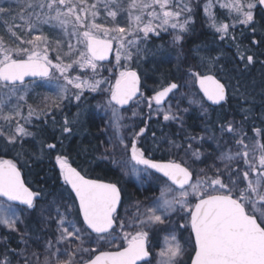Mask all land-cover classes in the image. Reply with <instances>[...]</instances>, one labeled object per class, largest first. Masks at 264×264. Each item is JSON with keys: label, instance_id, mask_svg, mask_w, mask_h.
Returning a JSON list of instances; mask_svg holds the SVG:
<instances>
[{"label": "snow or ice", "instance_id": "obj_1", "mask_svg": "<svg viewBox=\"0 0 264 264\" xmlns=\"http://www.w3.org/2000/svg\"><path fill=\"white\" fill-rule=\"evenodd\" d=\"M14 2L21 23L7 28L8 40L0 35V147L22 148L25 140H35L36 129L43 133L51 128V141H41V156L45 148L50 158L54 155L62 183L61 190L51 194L47 210L41 209L42 223H55L54 236L35 238L38 244L43 243L41 260L35 250L29 253L28 233L21 232L18 224L44 194L26 186L12 159H0V225L18 233V243L24 245L19 250L7 243L0 245V264H182L186 249L176 236L181 229L188 232L194 252L191 264H264V123L256 126L253 122L249 135L246 125L254 98L247 85L239 78L235 84L223 82L217 72L228 73L220 57L200 55L196 49L193 55L199 58L198 65L184 63V68L188 80L198 84L203 96L189 94L188 104L198 107L206 121L210 120V107L215 106L211 110L218 114L217 119L206 124L204 135L186 134L183 142L167 140V151H183L180 162L154 160L137 146L152 114L183 129V116L178 113L189 109L178 107L176 98L183 94L176 82L144 97L140 76L132 67L148 41L161 33L171 35L176 59L187 61L183 42L192 31L196 10L202 8L208 27L220 40L234 44L236 70L248 71L257 63L256 50L264 49V22L257 19L264 13V0ZM217 7L225 12L218 15L214 11ZM12 10L11 3L7 7L0 4V19L11 15ZM238 26H242L241 37L245 30L250 33L248 44L237 38ZM52 51L56 52L55 62L50 58ZM110 56H114V64ZM106 61L107 71L116 73L110 79L101 76ZM259 62L264 66V60ZM41 87L53 91L42 98V106L29 104V94ZM85 92L107 94L105 102L98 105L111 130L101 158L141 184L146 178L159 186V194L142 207L138 202L136 213L128 221L118 212L122 203L118 185L86 178L63 154L64 139L73 133L79 113L74 120L65 115L62 121L56 113H63L65 101L79 105ZM233 99L241 102L243 118L239 123L219 115ZM142 100L147 101L148 118L128 140L123 132L128 127L124 113L129 109L125 106L131 103L139 107ZM136 107L131 109L133 116L138 115ZM209 140L216 144L218 155L206 167L193 168L194 162H203L202 149ZM229 141L234 147H222ZM150 230L167 233L155 255L149 247ZM121 240L126 246L119 243Z\"/></svg>", "mask_w": 264, "mask_h": 264}, {"label": "trees", "instance_id": "obj_2", "mask_svg": "<svg viewBox=\"0 0 264 264\" xmlns=\"http://www.w3.org/2000/svg\"><path fill=\"white\" fill-rule=\"evenodd\" d=\"M195 24L192 27V31L186 34V39L183 42V50L185 53L188 54V59L185 62L178 61L176 59L177 49L172 45V37L169 33H162L160 37H153L150 41H148L147 45H145L144 51L142 52L139 60V65H132V67H136L141 75L144 78V97H151L153 93L160 87L165 86L169 82H179L180 83V91L179 93L183 94L182 96H177L176 100H179L178 107L180 109L188 108L187 112H180L178 114L183 116L184 126L186 127V132L192 135H204V128L209 121L205 119V117L201 114L200 109L196 106H189L188 104V97L189 94L192 96H196L198 98H202L201 94H199L197 87L193 82H189L188 85H185V79H187L184 63L191 64L193 66L198 65V57L193 55L196 49L202 47L206 49V53L204 55H211L213 57L219 56L224 67L225 72L228 75H224L223 72H217V75L224 80V82H228L229 80L231 83H235V78H239L241 83L247 85L248 89L251 92L252 97L254 98L251 102L252 108V116L251 119L247 122L246 126L252 125L253 122L258 124L259 121L264 122V66L261 65L259 61L264 60V49L256 50V58L257 63L250 67V69L246 72H238L236 70V64L238 63V58L236 57V49L232 41L225 40L222 41L219 39V34L215 33L210 28H207L206 22L202 17V8L196 10L194 15ZM258 22H264V13H259L257 16ZM124 22V21H122ZM108 23L110 24L111 21L109 20ZM240 28L238 26L236 29V36L238 39L242 40L244 44H248L249 41L247 36L250 33L245 30V36H240ZM202 53V52H201ZM54 60V59H53ZM107 65L104 70H102V76L108 74V78H111V75L107 71ZM240 67L242 68L243 65L241 64ZM201 71H204L201 68ZM114 82V81H113ZM187 86V87H185ZM37 89V88H36ZM34 89V94L38 93L39 90ZM38 102L34 99L33 94L31 95V99L36 106L39 101H41L40 97H36ZM176 100H173V108L176 110L177 103ZM30 101V100H29ZM146 102V100H142L141 103ZM234 103V104H233ZM248 107L247 104L244 105ZM154 107V106H153ZM240 101L238 100H231L229 106L220 113V117L224 120H235L237 123L242 120L243 115L240 111ZM149 112L145 113L141 118H138L137 121L143 122L145 119L148 118ZM154 113L152 114L153 118ZM217 113L212 111L210 108L209 117L210 122L214 117H217ZM156 121V120H155ZM152 123V122H150ZM157 123V122H156ZM98 124V123H97ZM96 122H89L88 123V133L85 136H76L69 144V154H63L70 159L75 165L79 166L80 168L87 169L93 175L97 176L98 178H103L106 180L116 181L119 185H121L124 191V205L123 210L127 208L128 205H133L134 203H141L143 205H147L151 202V200L157 196L159 193L158 191H154L151 188L147 189H139V186H134L131 190H129L123 183L122 179L123 175L115 177L109 173V164L110 160L105 159L101 163L99 162V158H101L102 154H105L104 151L101 149V145L105 144V137H107V133H103L99 130L98 125ZM154 124V123H153ZM176 125L174 129L169 128L166 130L168 132L169 137H174V130L176 134L179 135L180 126L178 124L173 123L171 127ZM45 132L38 134L41 136V141H48L50 142L52 139V132ZM101 144V145H100ZM232 145V142L229 141L227 145H223L225 149ZM41 148L35 147L32 143L28 144L26 140L24 141L23 147L21 148L17 145L13 150L10 152L7 150L5 151L2 147H0V159H12L23 171L24 176L28 183L34 188L35 191L41 192L42 195L40 199V205L34 209L30 214H24L22 217V223L18 224V228L21 232L28 233L29 244L31 247L29 248V253L35 250L37 253L40 254V259H43V252L44 247L43 243H37L35 238L41 237V240L44 238H48L50 236L55 235V223L50 222L47 225L42 223V213L41 209L47 210L49 202L52 199V193H58L61 190V180L59 179V169L55 166V158L54 155L50 158L47 155L48 150L44 149V155L41 156ZM17 151L18 155H14ZM175 154L174 157H178L180 161V157L184 154H181V151L174 150ZM177 151V152H176ZM202 151L205 153L202 156L201 160L203 162L197 161L193 164L195 167L193 168H201L206 167L207 165L211 164L215 159V156L218 155V150L216 149L215 143L207 142L204 144ZM168 154V153H167ZM163 156L164 158H168ZM106 162V163H105ZM219 163V161H216ZM93 163H97L98 166L88 168ZM192 165V166H193ZM111 166V165H110ZM104 168V169H102ZM131 212L135 211V208H130ZM134 213H131V217ZM175 221V218H173ZM171 228L172 226H168ZM119 232V228H117ZM150 237L152 240V249L153 255L158 252L164 244V237L167 235L166 232H160L157 234L150 230ZM177 234L179 236H177ZM177 239L180 243H188V232L181 229L176 232ZM7 238L5 241L4 238ZM19 234L16 232L9 231L5 226L0 225V245L7 243L9 247L20 249L23 248L24 245L18 243ZM120 244L124 245V242L121 240L119 241ZM85 246H88L87 244ZM191 245H188V250L191 251ZM3 248L0 247V251ZM111 250H115L114 248ZM193 252V251H192ZM183 264H186L183 263Z\"/></svg>", "mask_w": 264, "mask_h": 264}, {"label": "flooded vegetation", "instance_id": "obj_3", "mask_svg": "<svg viewBox=\"0 0 264 264\" xmlns=\"http://www.w3.org/2000/svg\"><path fill=\"white\" fill-rule=\"evenodd\" d=\"M12 4V8H13V10H12V13H11V15H8V16H5L3 19H0V35H2V36H4V38L5 39H9L8 37H9V33H8V31H7V28H8V26H9V24H10V22H11V20H12V26H14V24L16 23V22H18V21H20L19 20V17H18V15H17V13H18V11H19V9L17 8V6H16V3L14 2V0H0V4H2L3 6H5V7H7L9 4ZM19 23H21V21L19 22ZM102 74V73H101ZM81 75H83V73H81ZM115 75V74H114ZM102 76V75H101ZM102 77H104V78H108V74H105L104 76H102ZM88 96V98H90V99H88V102L87 103H83V104H87V105H97V104H99L100 102H104V98L105 97H107V95L106 94H104L103 96L101 95V93H98V95L97 96H93V95H90V94H88L87 95ZM93 96V97H92ZM29 98H30V104H32L33 106H34V103L33 102H31V101H33L32 99H31V94H30V96H29ZM172 103H173V101H172ZM174 104V103H173ZM143 106L142 107H136L137 109H139V111H137L138 112V114L140 115V116H143L145 113H147V112H149V109L147 108V102H144L143 104H142ZM247 106H248V104H247ZM127 109H129L128 111H126L125 113H124V115H125V123L128 125V127H126L125 129H123V132L126 134V137H127V139L128 140H130L131 139V133H132V131L133 130H137L138 131V129H139V127H142L143 126V122H139V121H137V119H138V115H136V116H133L132 115V111H131V109H132V105L130 106V107H128ZM86 120H87V122L89 123V122H96V124L97 123H99V124H97L98 125V128H99V130H101V128L102 127H104V123H105V125H106V127L104 128V130L109 134V136H111V130L109 129V127H108V124H107V117H106V115H105V113H103V114H99V112H95V111H92V112H89L87 115H86ZM145 120H147V119H145ZM156 120V121H155ZM150 122H152V123H150ZM157 122V123H156ZM154 123V124H153ZM262 123H264V122H261V120L259 121V123L258 124H256V126H261V124ZM173 123H165L163 120H162V116H160L159 118L156 116V114L154 113V115H153V118L151 119V120H148V125H149V127H148V130H147V132L145 133V136H143V137H141L140 138V141L138 142V144H137V146L139 147V148H141L142 150H145V154H146V157H150V158H152V159H154V160H161V159H176V158H178V157H174V155H176L175 154V151L174 150H172L171 152H169V151H167V149L169 148V145L168 146H166V144H168L167 143V140L168 139H175L177 142H178V138L179 137H181L182 139H184V137H185V135L186 134H189V133H187L186 131H183L182 132V130H180V132L181 133H179V135L178 134H176V132H175V130L173 131L174 132V134H175V136L174 137H169V135H168V132L166 131L168 128H169V130L170 129H174L175 128V126H173V127H171V125H172ZM161 125V126H160ZM159 126H160V128L161 129H164L166 132H165V136H164V138H163V145H165L166 147H164V146H158V148H157V151L155 152L153 149H152V147H150V146H148V145H150V143L148 142V141H146L145 142V138H146V136H150V135H152V132H155V134L156 133H160V131H158V129H159ZM251 127H252V125H249V126H247V128L249 129V135H252V133H251V131H250V129H251ZM186 129V128H185ZM36 131H37V135L39 136V134H38V132H40L38 129H36ZM47 131L48 132H52V130H51V128H47ZM46 131V132H47ZM102 131V130H101ZM45 132V131H44ZM103 133H105V132H103ZM192 135V134H191ZM107 137H108V135H107ZM180 138V141L179 142H182V139ZM149 140V139H148ZM105 142H107L106 141V137H105ZM145 142V143H144ZM154 147V146H153ZM178 151V150H177ZM167 154V157H169V158H164L163 156H164V154ZM181 154H184L183 153V151H181L180 152ZM108 155H110V153H108ZM128 157H129V159H130V152L128 153ZM179 159V158H178ZM178 159H176L177 160V162H180ZM105 159H103L101 162H103ZM68 161H69V163L70 164H73V166H75L80 172H82V174H84L85 176H87V177H90V178H94V179H98V180H100V181H105V182H112V183H116L119 187H121V185H119L116 181H111V180H106V179H103V178H98L97 176H95V175H93V173H91L90 171H88L87 169H84V168H80L79 166H77V165H75L70 159H68ZM100 161L99 162H97V163H101ZM97 163H93L91 166H89L88 168L91 170V168H93V170H94V167H96V166H98V164ZM106 163V162H105ZM107 164H109V173L111 174V175H114L115 177H117V176H120V175H123V176H126V177H123V179H122V183L129 189V190H131L134 186H139V189H147V188H151V189H153L154 191H158V185L154 182V181H151V180H148V179H146V178H142V179H144V180H148V181H150V183L152 182V184L151 185H146V188H141V186L139 185V182L135 179V181L137 182V184L134 182V178L133 177H130L131 175H125V173H124V171H122L119 167H117L116 165H114V164H112L111 163V161L110 162H107ZM111 165V166H110ZM100 166V165H99ZM98 166V167H99ZM101 167V166H100ZM102 169H104V168H102ZM121 190H122V196H123V203H124V191H123V189H122V187H121ZM40 197H38L37 198V206H36V208L40 205V202H39V199ZM141 204V203H140ZM122 206H123V204H122ZM126 210V209H125ZM119 215H120V217L121 218H123L125 221H128V220H130V215L128 214V213H126L124 210H123V208L121 207L120 208V211H119ZM151 245H152V240H151V237L149 236V247L151 248ZM182 245L184 246V244L182 243ZM124 246H126V245H124ZM194 254H192V252L191 251H188V249H186V251H185V255H184V257H183V260L182 261H185L186 262V264H191V257L193 256ZM188 258H190L189 260H188ZM183 264V263H182Z\"/></svg>", "mask_w": 264, "mask_h": 264}, {"label": "rangeland", "instance_id": "obj_4", "mask_svg": "<svg viewBox=\"0 0 264 264\" xmlns=\"http://www.w3.org/2000/svg\"><path fill=\"white\" fill-rule=\"evenodd\" d=\"M214 11H216L217 13H218V15H221V14H223L224 12H225V10H221V9H219L218 7L216 8V9H214ZM202 17H203V19L205 20V17H204V14H203V10H202ZM225 18V20H226V17H224ZM195 20V19H194ZM20 21H18V22H16V23H19ZM196 22V21H195ZM226 22H227V20H226ZM195 24V23H194ZM194 24L192 25V27L194 26ZM206 25H207V23H206ZM12 26V20H11V22H10V24H9V26L8 27H11ZM242 27V26H241ZM207 28H210V27H208V25H207ZM210 30H212L211 28H210ZM17 31H20V30H17ZM169 31H171V30H169ZM20 34L21 35H23V32L21 31L20 32ZM49 34H51V33H49ZM162 34V33H161ZM7 40V39H6ZM199 50H200V55H204L203 53H206V49H203L202 47H199ZM202 52V53H201ZM55 56H56V52L55 51H52V52H50V58H52V59H54V62H55ZM139 62H140V60H138V62L135 60V58H134V62L132 63V65H136V66H138L139 65ZM78 71V70H77ZM73 74H76V72H74ZM81 74V73H80ZM114 74H116L115 72H113L112 73V75H114ZM189 80H188V78L187 79H185V85H188L189 84ZM235 84V83H234ZM106 86V85H105ZM185 87H187V86H185ZM161 88V87H160ZM159 88V89H160ZM36 89V88H35ZM38 90H39V92L38 93H36V94H34V92H35V90L33 91V92H31L30 94L32 95L33 94V97H34V99L38 102V99L36 98L37 96L38 97H40V99H41V101H39V103H37L36 105H41L42 106V98L44 97V96H47V95H50L51 94V92L53 91L52 89H47V88H37ZM36 89V90H37ZM74 91V90H73ZM30 94H29V96H30ZM88 94H90V95H93V96H97L98 95V93H88V92H85V96H84V98H82V100H81V102L79 103V105H77L75 102H72V103H68L67 101H65L64 102V106H63V113H60V112H57L56 113V115H57V118L58 119H60L61 121H62V119H63V116H67L68 117V119L69 120H74L76 117H77V114L79 113V116H78V119H75V122L73 123V125H72V127H73V133L70 135V136H68L67 138H65L64 139V148H63V152L65 153V154H69L70 153V151H69V144H70V142L73 140V138L74 137H76V136H85L87 133H88V122H87V120H86V115L89 113V112H92V111H95V112H99V114L101 113V114H103L104 112L102 111V110H100L99 108H98V105H100V104H103L104 102H105V100H106V98L107 97H105L104 98V102H100L99 104H97L96 106L95 105H87V104H83V103H87L88 102V99H90V98H88ZM104 94H106V93H101V95L103 96ZM107 95V94H106ZM28 96V97H29ZM92 96V97H93ZM27 100H28V98H27ZM236 99H233V101H235ZM28 103H29V101H28ZM30 104V103H29ZM234 104V103H233ZM246 105V104H245ZM143 105L141 104L140 105V107H142ZM240 106H241V102H240ZM172 107H173V105H172ZM173 110H174V108H173ZM136 111H139V109H137L136 108ZM217 119V117H214L211 121L212 122H214L215 120ZM209 121V123H211L210 122V120H208ZM36 123H40L39 121H37ZM91 123V122H90ZM99 124V123H98ZM161 126V125H160ZM160 126H159V129H158V131H160V133H156V135H155V138L152 136V135H150L149 137L148 136H146V138H145V142L146 141H148L149 143H150V145H148V146H150V147H152V149L156 152L157 151V148H158V146H164V147H166V146H168V144H166V146L165 145H163V138H164V136H165V130L164 129H161L160 128ZM106 127V125H105V123H104V127H102L101 128V130H102V132H105V133H107L105 130H104V128ZM184 131V129H182V132ZM107 135H108V137H106V141H108L109 140V134L107 133ZM40 135L38 136H36V138H35V140H32V139H28V140H26V142H28V144H30V143H32V145L33 146H35V147H40V146H42V143H41V140H40ZM180 138L181 137H179L178 138V142L180 141ZM149 139V140H148ZM182 139V138H181ZM183 140L184 139H182V142H183ZM144 142V143H145ZM208 142H210V143H214L213 141H211V140H209ZM154 146V147H153ZM225 146V145H224ZM13 150H15V149H13ZM13 150H11L10 148L8 149V151H9V153L10 152H13ZM5 151H7V150H5ZM16 153L14 154V155H18V152L17 151H15ZM99 161H102L103 159L102 158H99L98 159ZM191 162V161H190ZM193 164H195V162L193 163ZM192 164V165H193ZM196 165V164H195ZM193 167H195L194 165H193ZM195 169H198L197 167L195 168ZM130 177H133V176H130ZM134 178V182L137 184V182L135 181V177H133ZM144 180V179H143ZM150 183V181H146V180H144V182L141 184V183H139V185L141 186V188H146V185H148ZM152 184V182L149 184V185H151ZM128 213H130V211H127ZM173 218H175V217H173ZM118 232V231H117ZM177 236H179L178 234H177Z\"/></svg>", "mask_w": 264, "mask_h": 264}, {"label": "water", "instance_id": "obj_5", "mask_svg": "<svg viewBox=\"0 0 264 264\" xmlns=\"http://www.w3.org/2000/svg\"><path fill=\"white\" fill-rule=\"evenodd\" d=\"M115 47V46H114ZM112 58H113V56H110V60L112 61ZM104 64H106V63H108L107 61L106 62H103ZM138 75H139V73H138ZM140 76V75H139ZM141 87H142V78L140 77V89H141ZM197 87H199L198 86V84H197ZM141 92H142V90H141ZM171 95V94H170ZM170 95H169V97H170ZM203 95V94H202ZM209 104H210V102H208ZM131 104V103H130ZM130 104L129 105H127V106H125V108H127L128 106H130ZM73 167V166H72ZM21 174H22V172H21ZM22 178L24 179V177H23V174H22ZM24 181H25V179H24ZM103 182H105V181H103ZM25 184H26V182H25ZM26 186H28L27 184H26ZM29 187V186H28ZM30 188V187H29ZM31 189V188H30ZM32 190V189H31ZM121 207V206H120ZM120 207H119V209H120ZM119 209H118V211H119Z\"/></svg>", "mask_w": 264, "mask_h": 264}, {"label": "bare ground", "instance_id": "obj_6", "mask_svg": "<svg viewBox=\"0 0 264 264\" xmlns=\"http://www.w3.org/2000/svg\"><path fill=\"white\" fill-rule=\"evenodd\" d=\"M101 145V144H100ZM107 147V142H105V144L103 143V145H101V149L104 151V153H105V148ZM188 243L186 242V243H184V247H185V249H188ZM189 251V250H188ZM191 252H192V248H191ZM188 260H189V258H188ZM186 261V260H185ZM185 261H182V263H185Z\"/></svg>", "mask_w": 264, "mask_h": 264}]
</instances>
